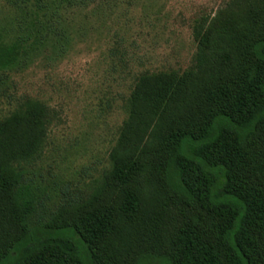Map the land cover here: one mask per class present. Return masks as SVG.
I'll use <instances>...</instances> for the list:
<instances>
[{"label":"trees","instance_id":"16d2710c","mask_svg":"<svg viewBox=\"0 0 264 264\" xmlns=\"http://www.w3.org/2000/svg\"><path fill=\"white\" fill-rule=\"evenodd\" d=\"M92 1L2 0L0 88L61 58L67 13ZM192 39L185 71L135 76L103 185L78 208L49 212L30 177L49 108L27 97L0 119V264H264V0H225Z\"/></svg>","mask_w":264,"mask_h":264},{"label":"rangeland","instance_id":"374dc122","mask_svg":"<svg viewBox=\"0 0 264 264\" xmlns=\"http://www.w3.org/2000/svg\"><path fill=\"white\" fill-rule=\"evenodd\" d=\"M101 1L67 13L71 41L61 58L37 61L0 88V119L27 97L53 116L43 151L29 167L32 180L48 187L49 212L78 208L99 191L133 79L188 69L194 21L225 0H105L104 8ZM141 264L166 262L152 255Z\"/></svg>","mask_w":264,"mask_h":264}]
</instances>
